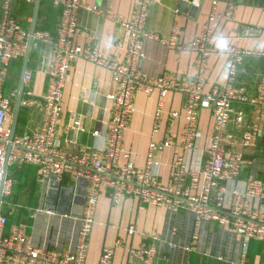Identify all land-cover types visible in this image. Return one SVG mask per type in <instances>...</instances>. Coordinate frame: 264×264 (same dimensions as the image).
<instances>
[{
	"label": "built area",
	"instance_id": "obj_1",
	"mask_svg": "<svg viewBox=\"0 0 264 264\" xmlns=\"http://www.w3.org/2000/svg\"><path fill=\"white\" fill-rule=\"evenodd\" d=\"M14 1L2 0L0 4V264H88L89 238L103 187L110 188V197L115 205L135 197L141 204L163 207L171 212L186 210L192 213L194 239L198 238L204 222H214L241 236L245 250L251 240L264 242V176L251 174L244 180L239 178L243 165L255 162L246 158L245 150L256 146L264 130V45L241 48L235 41L226 40V47L220 48L213 43L214 33L210 23L232 19L233 6L220 13L214 0L208 23L192 40L184 42L179 32L169 38H161L145 29L150 5L158 0H133L134 10L130 19L92 5L88 0H47L62 9L55 35L38 29L33 35L34 46L44 44L49 47L48 64L44 70L48 77L47 90L40 95L35 93L33 71L27 69L23 75L25 89L21 101L22 109L38 113L41 120L35 129L16 133L11 139L8 120L12 117L19 86L8 89L6 86L11 64L25 56L29 38V30L12 15ZM20 1L27 4L36 2ZM193 4L197 6V0ZM82 9L110 19L125 29L129 46L124 62L104 55L97 47L76 42L80 33L78 13ZM261 35V28L245 27V37L257 39ZM146 38L160 41L173 49L196 53V76L179 81L168 72L156 78L142 72L138 60L143 57L142 43ZM215 54L226 56L228 80L224 85H215L206 92L208 61ZM252 57L263 61L256 95H251L245 86L238 84L240 66ZM75 59L108 70L117 85V91L107 96L111 116L110 125L104 127V144L84 151H74L64 146L60 139L63 90L70 63ZM156 90L162 98L174 90L187 96L184 109L172 112L171 116L184 120L182 148L192 156L190 159L185 154L176 156L168 184L159 178L155 154L173 146L172 138L150 143L146 165L142 169L136 167L131 151L124 144V135L135 111V93ZM245 104L252 108L250 114L238 106ZM163 108L161 101L155 118V133L161 127ZM202 108L212 112L214 128L212 135L201 145L204 135L199 126V111ZM72 128L85 130L81 115L72 116ZM102 133V127H99L93 135L98 137ZM24 164L38 168L41 182L52 178L62 184L78 179L88 182L74 249L55 250L36 246L26 223L8 226L9 216L15 213L16 208L9 201L15 184L9 169ZM6 206L9 208L7 215L2 214ZM39 211L56 214L51 209ZM127 232L133 234L134 226H130ZM127 253L129 264L135 260L141 264H154L157 249L155 244L142 243L137 248H129ZM113 257L114 249L106 248L98 264H113Z\"/></svg>",
	"mask_w": 264,
	"mask_h": 264
},
{
	"label": "crops",
	"instance_id": "obj_2",
	"mask_svg": "<svg viewBox=\"0 0 264 264\" xmlns=\"http://www.w3.org/2000/svg\"><path fill=\"white\" fill-rule=\"evenodd\" d=\"M188 2L185 10L181 3ZM158 0L150 5V14L145 29L161 38H169L179 32L182 41L192 40L208 23L214 0ZM216 9L223 13L228 7H234V16L227 21L216 20L210 23L213 28V43L220 38L235 41L241 48H253L264 45V0H216ZM2 0H0L1 4ZM92 5L112 10L130 19L134 10L133 0H88ZM35 3L27 4L15 0L12 4V15L30 30L33 21ZM61 7L54 6L47 0H41L37 28L56 34L61 19ZM1 18V8H0ZM80 33L76 42L82 45L97 47L104 55L124 62L127 57L129 38L125 29L118 23L101 17L96 13L82 9L78 13ZM252 25L262 29L257 38L244 36L245 27ZM34 58L28 69L33 71V88L36 94L47 90L48 77L44 70L48 64L49 47L44 44L32 45ZM143 57L138 60L139 69L149 77L156 78L165 72L175 75L179 81L193 79L196 76L195 63L197 55L191 51L170 48L160 41L144 39ZM24 57L11 64L12 75L8 87L19 86ZM226 56L212 55L208 61V75L205 91L209 92L215 85H224L228 80L225 67ZM263 72V61L260 58H247L239 69L238 84L247 88L251 95H256ZM117 91L111 73L81 59L71 61L68 79L63 90L62 126L60 139L64 146L74 151H84L104 144L105 128L110 125L111 104L107 96ZM187 96L174 90L164 98L159 91L152 93L137 92L134 95L135 111L129 121V128L124 135V144L131 151L136 167L144 168L151 142H160L172 138L173 146L155 154L158 163L160 180L168 184L171 181L172 164L177 155L191 158L192 153L182 148L184 120L174 119L171 113L182 111ZM164 103L161 127L154 132L155 118L160 102ZM243 107L248 114L252 112L249 105ZM23 110L20 113L16 133L35 129L41 120L38 113ZM79 114L85 130L72 128V116ZM12 117L8 123L11 126ZM199 126L204 138L212 135L214 119L207 108L199 111ZM102 127L103 133L95 137L93 132ZM247 159L255 162L245 163L241 169L240 180L249 175L264 176V130L255 147L245 150ZM193 160V159H192ZM17 179L26 189H21L12 200L16 205L15 213L9 216L12 223H26L28 233L36 246L55 250H72L77 242L80 227L79 218L83 207L74 203L68 206L69 216H57L39 209L46 201L45 183L38 179V170L32 165H15L11 167ZM77 188L76 181L62 184ZM15 187V186H14ZM84 189L83 186L80 187ZM22 190L25 192L22 194ZM15 189L13 188V193ZM110 188L100 191L95 212V222L89 238L88 264H98L106 248L114 249L113 264H129L128 249L137 248L142 243L155 244L157 253L154 264H264V242L251 240L248 247H243V239L231 230L214 222H204L198 238L194 239V215L186 210L171 212L163 207L141 204L135 198L123 200L119 205L113 204ZM12 193V195H13ZM58 202H62L59 198ZM55 211V210H54ZM56 212V211H55ZM80 216H76V214ZM134 226L135 232L129 234L127 229ZM133 264H141L135 260Z\"/></svg>",
	"mask_w": 264,
	"mask_h": 264
},
{
	"label": "water",
	"instance_id": "obj_3",
	"mask_svg": "<svg viewBox=\"0 0 264 264\" xmlns=\"http://www.w3.org/2000/svg\"><path fill=\"white\" fill-rule=\"evenodd\" d=\"M40 4L41 0H36L35 2V9H34V15H33V21H32V26L31 29L29 30V38H28V45H27V51L24 56V61H23V68L21 72V80L18 88V94L14 103L13 107V113H12V120H11V139L14 137V135L17 132V127H18V122H19V116L22 110L21 107V101L24 95V81H23V75L24 72L28 69V64H29V59H30V54L32 50V45H33V35L35 31L37 30V21H38V15H39V9H40ZM188 2L183 1L181 3L182 10H185V8L188 6ZM196 5H194L195 9ZM10 146L8 148L7 152V157L10 151ZM77 188L74 186L71 187H66L63 186L62 183L54 178L50 179L48 183H45L44 187L46 188V201L44 204V207L42 209L47 210H55L57 216H62V215H67L69 216V210L68 206H71L72 204V199L75 195L74 198V203L76 205H79L80 207H83L85 204V197H86V192H87V186L88 182L85 179H78L76 181ZM83 186L84 189L81 190L80 187ZM61 198L62 202H58V199ZM45 212V211H41ZM0 213H1V208H0ZM76 216H80V214H76Z\"/></svg>",
	"mask_w": 264,
	"mask_h": 264
},
{
	"label": "trees",
	"instance_id": "obj_4",
	"mask_svg": "<svg viewBox=\"0 0 264 264\" xmlns=\"http://www.w3.org/2000/svg\"><path fill=\"white\" fill-rule=\"evenodd\" d=\"M38 30H45V29H43L42 27L40 28L39 27V29ZM33 58H34V51H31V54H30V59H29V66H30V64H31V62H32V60H33ZM23 58H20V59H18L19 61H21ZM11 75H12V68H10V75H9V78L11 77ZM9 80V79H8ZM10 81V80H9ZM7 84H8V82H7ZM6 88L8 89V88H10V87H8V85L6 86ZM23 113V110H21V114ZM24 165H28V164H24ZM35 167V166H34ZM37 168V167H36ZM37 170H38V168H37ZM11 176L14 178V181H15V184H14V189H15V193H13V195H11L10 197H9V200H12L13 199V197H15L16 196V193H18L21 189H20V184H22V182L21 183H16V182H20V179H17V177H16V175L13 173V172H11ZM18 185H19V187H18ZM8 210H9V208L6 206V207H4L3 209H2V214H5V215H7L8 214ZM11 224V219H10V217H9V223H8V226Z\"/></svg>",
	"mask_w": 264,
	"mask_h": 264
},
{
	"label": "clouds",
	"instance_id": "obj_5",
	"mask_svg": "<svg viewBox=\"0 0 264 264\" xmlns=\"http://www.w3.org/2000/svg\"><path fill=\"white\" fill-rule=\"evenodd\" d=\"M217 46L220 47V48L226 47V41L223 38H220V40L218 41Z\"/></svg>",
	"mask_w": 264,
	"mask_h": 264
},
{
	"label": "rangeland",
	"instance_id": "obj_6",
	"mask_svg": "<svg viewBox=\"0 0 264 264\" xmlns=\"http://www.w3.org/2000/svg\"><path fill=\"white\" fill-rule=\"evenodd\" d=\"M19 187V185H18ZM20 189H26V186L24 184H20ZM25 193L23 190H22V194Z\"/></svg>",
	"mask_w": 264,
	"mask_h": 264
}]
</instances>
